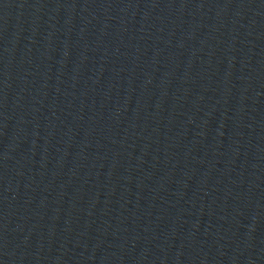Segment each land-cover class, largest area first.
<instances>
[{
    "label": "water",
    "instance_id": "1",
    "mask_svg": "<svg viewBox=\"0 0 264 264\" xmlns=\"http://www.w3.org/2000/svg\"><path fill=\"white\" fill-rule=\"evenodd\" d=\"M0 264H264V0H0Z\"/></svg>",
    "mask_w": 264,
    "mask_h": 264
}]
</instances>
